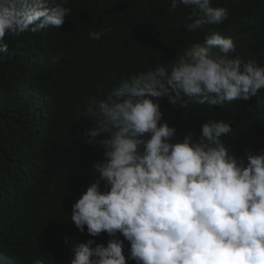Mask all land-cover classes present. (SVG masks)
I'll use <instances>...</instances> for the list:
<instances>
[{"label":"clouds","instance_id":"obj_1","mask_svg":"<svg viewBox=\"0 0 264 264\" xmlns=\"http://www.w3.org/2000/svg\"><path fill=\"white\" fill-rule=\"evenodd\" d=\"M67 3L0 0V59L9 52L6 35L59 28L71 11ZM180 6L189 9V31L228 17L213 0H171L170 10ZM89 35L100 39L103 31ZM234 52L231 37L209 29L170 66L121 78L106 95L89 98L92 127L84 142L104 148L105 159L94 165L98 179L72 200L69 223L59 218L54 229L40 232L47 248H56L49 259L28 263L0 245V264H126L120 239L100 243L101 234L117 232L137 264H264V150L248 151L247 163L238 160L222 140L233 132L224 120L204 121L196 140L188 134L172 142L176 130L162 121L158 103L166 97L182 107L221 106L256 97L264 66ZM24 222L35 233L38 218ZM72 229L96 238L62 244V231Z\"/></svg>","mask_w":264,"mask_h":264},{"label":"trees","instance_id":"obj_2","mask_svg":"<svg viewBox=\"0 0 264 264\" xmlns=\"http://www.w3.org/2000/svg\"><path fill=\"white\" fill-rule=\"evenodd\" d=\"M170 2L68 0L71 11L59 28L5 36L9 52L0 59V245L5 251L28 263L49 259L56 248L48 249L49 238L43 240L40 232L54 229L59 218L69 223L72 200L98 179L94 165L105 159L104 148L84 142L92 127L89 98L106 95L121 78L170 66L191 43H202L209 29L233 39L230 55L255 58L264 66V0H213L228 10L227 19L195 31L187 28L189 9L170 10ZM92 31L103 35L93 39ZM258 102H264V89L221 106L158 101L162 121L176 130L172 142L188 134L196 140L204 121L224 120L233 132L222 140L245 163L248 151L264 150V103ZM107 188L101 181V190ZM33 217L38 218L35 233L24 222ZM100 236L105 246L120 239L126 264H137L128 259L130 242L121 233ZM83 237L96 238L63 230L61 243Z\"/></svg>","mask_w":264,"mask_h":264},{"label":"bare ground","instance_id":"obj_3","mask_svg":"<svg viewBox=\"0 0 264 264\" xmlns=\"http://www.w3.org/2000/svg\"><path fill=\"white\" fill-rule=\"evenodd\" d=\"M12 264H15V263H12Z\"/></svg>","mask_w":264,"mask_h":264}]
</instances>
